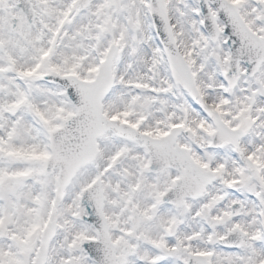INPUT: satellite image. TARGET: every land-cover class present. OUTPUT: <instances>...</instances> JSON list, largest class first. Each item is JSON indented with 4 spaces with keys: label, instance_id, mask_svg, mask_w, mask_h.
Segmentation results:
<instances>
[{
    "label": "snow or ice",
    "instance_id": "1",
    "mask_svg": "<svg viewBox=\"0 0 264 264\" xmlns=\"http://www.w3.org/2000/svg\"><path fill=\"white\" fill-rule=\"evenodd\" d=\"M0 264H264V0H0Z\"/></svg>",
    "mask_w": 264,
    "mask_h": 264
}]
</instances>
